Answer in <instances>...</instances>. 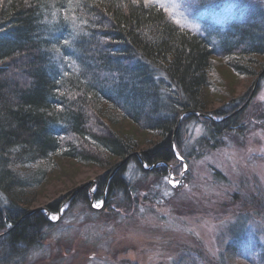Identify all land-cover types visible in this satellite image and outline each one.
Wrapping results in <instances>:
<instances>
[{
    "label": "trees",
    "instance_id": "trees-1",
    "mask_svg": "<svg viewBox=\"0 0 264 264\" xmlns=\"http://www.w3.org/2000/svg\"><path fill=\"white\" fill-rule=\"evenodd\" d=\"M205 2L195 5L204 14L197 34L142 0H0V264L23 263L57 226L47 218L58 215L70 196L44 212L27 209L58 160L123 163L65 204L82 200L100 216L111 205L137 207L139 192L125 176L129 166L142 178L180 175L186 165L178 147L183 123H202L208 149L243 129L240 108L251 93L215 117L198 115L206 109L214 57L236 77L254 76V86L264 82V64L257 60L264 58V18L258 8L235 2L233 22L225 14L221 24L212 23L211 11L200 8ZM102 104L161 141L136 156L134 134L106 131L96 121ZM104 118L116 124L112 116ZM92 202L102 209L91 208ZM240 230L225 252L264 264L263 250L249 246Z\"/></svg>",
    "mask_w": 264,
    "mask_h": 264
},
{
    "label": "rangeland",
    "instance_id": "rangeland-1",
    "mask_svg": "<svg viewBox=\"0 0 264 264\" xmlns=\"http://www.w3.org/2000/svg\"><path fill=\"white\" fill-rule=\"evenodd\" d=\"M208 1L200 8L211 11L212 23L221 24L225 18L233 22L235 2L242 7L258 8L264 18V0ZM199 2L150 0L177 27L197 34L201 33L204 15L195 8ZM220 5H224L221 10H213ZM257 60L264 64V58ZM212 62L204 116L215 117L213 113L229 102L238 106L251 93L247 105L241 107L243 129L230 132L221 138L219 147L208 149L201 142L206 130L202 123H183L178 147L186 165L179 169L180 175L169 171L166 179L161 175L142 178L129 166L125 176L139 192L136 208L118 209L111 205L98 216L90 213L82 200L67 204L58 215L47 218L59 222L47 231L42 246L32 250L21 264H258L251 255L245 262L226 253L225 248L234 231L242 229L247 244L264 252V82L254 86V76H234L218 56ZM105 115L112 116L116 124L105 119ZM94 116L106 131L134 134L140 144L136 156L161 141L156 135L120 120L105 104ZM102 164L87 166L70 159L58 160L27 210L44 212L45 206L60 198L67 199L91 182L93 186L111 166L123 163L105 159ZM97 203L100 206L93 207ZM90 206L102 209L100 202Z\"/></svg>",
    "mask_w": 264,
    "mask_h": 264
},
{
    "label": "water",
    "instance_id": "water-1",
    "mask_svg": "<svg viewBox=\"0 0 264 264\" xmlns=\"http://www.w3.org/2000/svg\"><path fill=\"white\" fill-rule=\"evenodd\" d=\"M251 96H252V94H251ZM250 96V97H251ZM250 100V98L247 100V102ZM242 108H240V110H241ZM239 110V111H240ZM199 117H203V118H208L209 116H204V115H201V114H199L198 115ZM178 123H179V121H178ZM176 132V131H175ZM92 183L93 182H91L90 184H87L86 186H83V187H81V189H83V188H86L87 186H92ZM81 189H77V190H75L74 192H72L71 194H70V197H69V199H67L64 203H62L61 204V206H60V210H62V208L64 207V205L71 199V197L77 192V191H79V190H81ZM47 217H48V215H47ZM53 222V221H52ZM55 222H57V221H55ZM1 236H3V235H1Z\"/></svg>",
    "mask_w": 264,
    "mask_h": 264
},
{
    "label": "snow or ice",
    "instance_id": "snow-or-ice-1",
    "mask_svg": "<svg viewBox=\"0 0 264 264\" xmlns=\"http://www.w3.org/2000/svg\"><path fill=\"white\" fill-rule=\"evenodd\" d=\"M144 3H145V5H147L148 3H150V0H144ZM177 159H179V157H177ZM168 182H169V183H172L171 180H169ZM173 186H175V185L173 184ZM99 206H100L99 203L93 205V207H99ZM52 219L55 220L56 217H52Z\"/></svg>",
    "mask_w": 264,
    "mask_h": 264
}]
</instances>
